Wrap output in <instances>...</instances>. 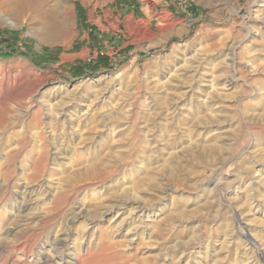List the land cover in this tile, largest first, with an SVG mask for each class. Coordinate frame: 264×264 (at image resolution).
Wrapping results in <instances>:
<instances>
[{
	"label": "rangeland",
	"instance_id": "1",
	"mask_svg": "<svg viewBox=\"0 0 264 264\" xmlns=\"http://www.w3.org/2000/svg\"><path fill=\"white\" fill-rule=\"evenodd\" d=\"M52 6L51 42L33 12L0 8V234L63 197L52 228L19 234L12 258L27 237L26 264L37 251L67 259L106 229L126 264H264V0ZM93 167L113 173L90 180Z\"/></svg>",
	"mask_w": 264,
	"mask_h": 264
},
{
	"label": "bare ground",
	"instance_id": "2",
	"mask_svg": "<svg viewBox=\"0 0 264 264\" xmlns=\"http://www.w3.org/2000/svg\"><path fill=\"white\" fill-rule=\"evenodd\" d=\"M45 1H47V0H0V8H2L5 13H10L18 21L23 15H25L26 12H28V11L33 12V14H35V15L32 16L30 27L33 30H39L40 36L43 39L51 42L50 38L52 37V33L56 34L57 32H60V29L62 28V26H61V22L59 20L60 17L58 18L59 12L57 11V7L52 6L47 11V9L46 10L43 9V7H45ZM37 25H41L42 27L40 29H37ZM92 82H93V80L89 81V83H92ZM44 157H46L44 150H41L38 158H36L37 160L36 159L34 160L36 162L35 171H36V173H38L40 175L45 170V166L42 162L44 160ZM112 173H113V171H108L105 169L93 167L89 173L88 179L96 180V181L97 180H103V179L109 177ZM255 173H257V179L264 177V169L263 168L256 170ZM255 183H257V181ZM3 186L4 185H2V186L0 185V200H4L6 197V191L3 190L4 189ZM214 186H215V184H214ZM49 196H50V198L48 199L47 205L42 208L43 214L40 215V217L38 218V221L35 225H33L32 227L27 226L28 228H24L19 232L17 231L18 233H16V234H12V232H9L7 230L6 231L4 230L2 232V234H0L1 244L8 245V248H6V251H2L1 250L2 246H0V264H26V258L29 254L27 251L28 245H26L29 241L28 238L27 237L24 238V240L21 244L22 245L21 248L18 249L20 257H18L16 259L12 258V253H11V248H10V245L12 244V242L16 238H19V236H18L19 234H21V235L24 234L23 232H25V231L30 230L31 235L33 237V235L37 236L38 234H42L43 231L47 232L48 230H50L52 228L53 224H51V222L58 215L59 208L63 202V197L61 195H58V194L57 195H49ZM160 210L161 209L159 208V209L155 210L154 212H152L153 216H156ZM27 211H28V207L26 205H21V206H18L14 209V212L18 213V214H23V213H26ZM24 215L28 216L27 213ZM31 219H32V217H31ZM151 220H153V219H150L149 222H151ZM46 223H47V226L45 225ZM69 224H71V222ZM70 228H72V227H70ZM92 228H94V227L92 226L90 229H92ZM70 232H71V230L67 227V229H65L64 231L61 232L58 240L56 241V243H54V245L55 246L62 245ZM136 233H137V230L134 231V234H136ZM21 235H20V237H22ZM9 236L12 237V239H8ZM28 237H31V236H28ZM234 238H236V237H234ZM235 240H237V239H235ZM235 240L232 238V240L228 241L227 244L228 245L230 244L231 247L235 246V244H236ZM238 241H239V239H238ZM15 243L16 242H14V244ZM244 244H246V243H244ZM92 245H89V243L87 242L86 244H84L82 246V249H83L82 251L81 250L76 251V253H74L72 255H70L68 253L66 255L67 259H61V258L59 259L58 258L56 262H52L51 260L45 259L42 251H37L36 255L38 257V260L36 262H34V264H84V262L87 261L90 257H97L98 258V259L95 258L96 259L95 264H106V263L124 264L127 261V258H125V256L121 252L118 251L117 245L109 241V233L106 229L99 230V236L97 238V243H95L94 246H92ZM247 245H249V244H247ZM12 246L14 247V245H12ZM236 249H237V247H236Z\"/></svg>",
	"mask_w": 264,
	"mask_h": 264
}]
</instances>
